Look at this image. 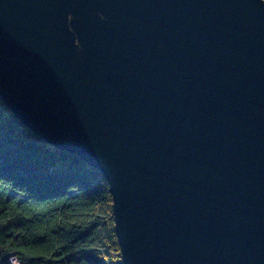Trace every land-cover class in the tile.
<instances>
[{
    "label": "water",
    "instance_id": "obj_1",
    "mask_svg": "<svg viewBox=\"0 0 264 264\" xmlns=\"http://www.w3.org/2000/svg\"><path fill=\"white\" fill-rule=\"evenodd\" d=\"M0 97L102 173L122 264H264V0H0Z\"/></svg>",
    "mask_w": 264,
    "mask_h": 264
},
{
    "label": "trees",
    "instance_id": "obj_2",
    "mask_svg": "<svg viewBox=\"0 0 264 264\" xmlns=\"http://www.w3.org/2000/svg\"><path fill=\"white\" fill-rule=\"evenodd\" d=\"M102 173L0 97V264H122Z\"/></svg>",
    "mask_w": 264,
    "mask_h": 264
},
{
    "label": "rangeland",
    "instance_id": "obj_3",
    "mask_svg": "<svg viewBox=\"0 0 264 264\" xmlns=\"http://www.w3.org/2000/svg\"><path fill=\"white\" fill-rule=\"evenodd\" d=\"M103 264H106V262H103Z\"/></svg>",
    "mask_w": 264,
    "mask_h": 264
}]
</instances>
